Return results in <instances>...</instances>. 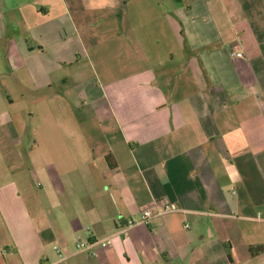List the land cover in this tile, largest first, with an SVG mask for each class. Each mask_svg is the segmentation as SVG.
I'll return each mask as SVG.
<instances>
[{
	"label": "crops",
	"instance_id": "1",
	"mask_svg": "<svg viewBox=\"0 0 264 264\" xmlns=\"http://www.w3.org/2000/svg\"><path fill=\"white\" fill-rule=\"evenodd\" d=\"M0 264H264V0H0Z\"/></svg>",
	"mask_w": 264,
	"mask_h": 264
},
{
	"label": "built area",
	"instance_id": "2",
	"mask_svg": "<svg viewBox=\"0 0 264 264\" xmlns=\"http://www.w3.org/2000/svg\"><path fill=\"white\" fill-rule=\"evenodd\" d=\"M232 55L233 56L237 55V52L233 51L232 52ZM169 209H170V207L168 205H162L160 208H158L157 213H164V212L169 211ZM154 215H155V211L152 208H150V207H146V208H144L142 210L139 220H136L133 217L125 218L123 216H121L119 218V220L122 221V222H124V224L126 226H133V225H135L137 223H143L145 225H149V224H151V220H152V218H153ZM186 226L187 227H190L189 224H186ZM87 244L88 243L85 242V241H80L78 243V246L79 247H85V246H87Z\"/></svg>",
	"mask_w": 264,
	"mask_h": 264
}]
</instances>
